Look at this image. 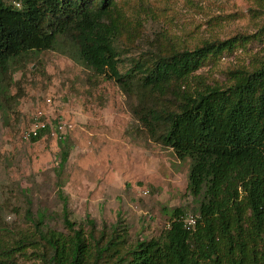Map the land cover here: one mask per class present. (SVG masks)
<instances>
[{
    "label": "rangeland",
    "instance_id": "rangeland-1",
    "mask_svg": "<svg viewBox=\"0 0 264 264\" xmlns=\"http://www.w3.org/2000/svg\"><path fill=\"white\" fill-rule=\"evenodd\" d=\"M118 2L122 74L136 61L173 50L254 36L195 73L221 86L230 71L249 69L264 56V0ZM63 48L23 55L0 75V250L14 264H40L34 226L40 214L39 228L66 233L64 199L77 228L87 230L89 216L97 230H124L127 247L159 238L173 210L192 225L199 207L187 191L189 160L151 139L131 112L135 97L72 61ZM42 124L48 130L32 142L31 130ZM63 150L68 157L61 166Z\"/></svg>",
    "mask_w": 264,
    "mask_h": 264
},
{
    "label": "trees",
    "instance_id": "trees-1",
    "mask_svg": "<svg viewBox=\"0 0 264 264\" xmlns=\"http://www.w3.org/2000/svg\"><path fill=\"white\" fill-rule=\"evenodd\" d=\"M17 3L0 0V75L23 55L60 50L65 43L62 54L135 97L131 112L153 141L189 160L187 191L199 200L193 225L176 209L159 238L127 247L124 230H97L89 216L87 230L77 228L64 199L66 233L39 228L41 214L35 221L40 264H264V56L249 69L230 71L226 85L195 75L254 36L173 50L136 61L122 74L118 0ZM47 130L45 125L32 142ZM61 153L63 166L68 153ZM0 264H14L9 251L0 250Z\"/></svg>",
    "mask_w": 264,
    "mask_h": 264
},
{
    "label": "built area",
    "instance_id": "built-area-1",
    "mask_svg": "<svg viewBox=\"0 0 264 264\" xmlns=\"http://www.w3.org/2000/svg\"><path fill=\"white\" fill-rule=\"evenodd\" d=\"M45 128V125H38V126H35L31 131V136L32 137H36L39 133L40 130H43ZM191 223L192 225L194 224V220H191Z\"/></svg>",
    "mask_w": 264,
    "mask_h": 264
}]
</instances>
